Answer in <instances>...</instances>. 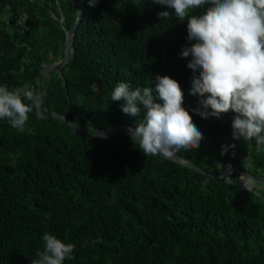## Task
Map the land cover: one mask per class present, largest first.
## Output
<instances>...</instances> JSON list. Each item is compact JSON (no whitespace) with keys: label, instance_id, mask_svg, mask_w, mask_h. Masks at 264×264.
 <instances>
[{"label":"trees","instance_id":"1","mask_svg":"<svg viewBox=\"0 0 264 264\" xmlns=\"http://www.w3.org/2000/svg\"><path fill=\"white\" fill-rule=\"evenodd\" d=\"M0 5L11 13L0 19V86L35 88L41 65L62 57L74 7L70 0ZM78 8L69 61L47 79L41 73V112L66 117L86 135L132 128L143 110L134 118L122 113V102L111 100L115 85L148 86L155 96L156 75L168 76L203 138L197 149L177 150L188 167L145 155L121 131L94 140L35 111L23 131L0 120V264H31L45 232L75 245L64 264H264V192L191 168L217 176L234 167L231 181L241 172L264 177V146L233 139L231 111L219 119L195 114L206 97L189 95L193 73L179 56L193 43L187 20L163 21L157 14L165 6L153 0H83ZM97 237L102 242L93 245Z\"/></svg>","mask_w":264,"mask_h":264},{"label":"clouds","instance_id":"2","mask_svg":"<svg viewBox=\"0 0 264 264\" xmlns=\"http://www.w3.org/2000/svg\"><path fill=\"white\" fill-rule=\"evenodd\" d=\"M98 0H88L95 6ZM173 13L157 14L163 21L187 20V41L180 58L188 59L186 67L193 73L189 95L200 100L201 119H219L233 112L232 137L255 141L257 150L264 146V0H153ZM209 4L202 15L191 13ZM190 58V59H189ZM155 93L148 86L132 88L118 82L111 100L122 102V113L143 119L134 125L130 137L145 155L175 157L177 150L192 151L199 147L202 133L182 107L184 94L180 85L168 76L155 77ZM157 100L162 103L156 102ZM40 107L39 94L30 83L9 90L0 86V120L23 131L29 114ZM210 109V111H209ZM234 147V146H229ZM227 151L222 148V154ZM43 251L31 264H64L74 259L75 245L65 243L45 232ZM97 237L93 245L101 243Z\"/></svg>","mask_w":264,"mask_h":264},{"label":"water","instance_id":"3","mask_svg":"<svg viewBox=\"0 0 264 264\" xmlns=\"http://www.w3.org/2000/svg\"><path fill=\"white\" fill-rule=\"evenodd\" d=\"M70 2L72 3V5L74 7V10H75V13H76V18H75V21H74L73 25L69 29V31L65 34L64 46H63V54H62L61 59L56 61V62H54V63H51V64H42L41 68H40V72L35 78V90L39 94V99L41 98V94H42L41 83H40L41 73H44L45 76H46V79H47L52 73H55V72L59 73L61 68H62V66L65 65L69 61V56H70V51H71L70 43H71L74 31H75V27H76L77 23L79 22L80 15H81V10L78 8V4L82 3L83 0H70ZM34 111H35V115H36L37 118H40V119L41 118L55 119V120H58V121H62V122H64L65 124H67L70 127L71 132H73V133H75V134H77L79 136H86V137H88L90 139L99 140V139H101V138H103L105 136H108V135H110V134H112L114 132H117V131H121V132L125 133L126 135H128L130 137V131L129 130L131 129V127H128V126H125V125L113 126V127L107 128L105 130L95 131L93 134L86 135L84 133L83 128L80 125H78L76 123H73L71 120L67 119L66 117H63V116L58 115V114L53 113V112L42 113L41 110H40V107L34 109ZM130 139H131V137H130ZM171 160L176 162V163H179L181 165L188 166L183 160L179 159L176 156L174 158H172ZM188 167H190V166H188ZM191 168L193 170H195V171H198V172H200L202 174H205V175L211 177L214 180H217L219 182H224V183H227V184H230V185H234V186H236L238 188L244 189L247 192L255 194V195H257V194L252 189L246 188L244 186V183L245 182H249V181L250 182L251 181H255L257 183H260V184L264 185V177L252 176V175L245 174V173H242V172H241V179L239 181H231V180H229L228 177H227V172L230 169L234 168V167L227 168L223 173H221L220 175H217V176L205 173L204 171H201V170H199L197 168H194V167H191Z\"/></svg>","mask_w":264,"mask_h":264},{"label":"rangeland","instance_id":"4","mask_svg":"<svg viewBox=\"0 0 264 264\" xmlns=\"http://www.w3.org/2000/svg\"><path fill=\"white\" fill-rule=\"evenodd\" d=\"M165 9L166 11L170 12V13H173L174 10L172 9H169L165 6ZM10 12H8V10L3 6V5H0V19L1 20H7L8 17L10 16ZM204 14V12H201V13H198L196 15H202ZM247 185H249L251 187V189L257 194V195H260L261 193L264 192V185L263 184H260V183H257L255 181H249L246 183Z\"/></svg>","mask_w":264,"mask_h":264},{"label":"built area","instance_id":"5","mask_svg":"<svg viewBox=\"0 0 264 264\" xmlns=\"http://www.w3.org/2000/svg\"><path fill=\"white\" fill-rule=\"evenodd\" d=\"M4 1H6V0H4ZM23 21H24V16H22V18H20V21H19V22H20L21 24H23Z\"/></svg>","mask_w":264,"mask_h":264},{"label":"bare ground","instance_id":"6","mask_svg":"<svg viewBox=\"0 0 264 264\" xmlns=\"http://www.w3.org/2000/svg\"><path fill=\"white\" fill-rule=\"evenodd\" d=\"M247 182L244 183V186L248 189H251V187L249 185L246 184Z\"/></svg>","mask_w":264,"mask_h":264}]
</instances>
